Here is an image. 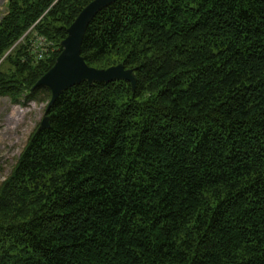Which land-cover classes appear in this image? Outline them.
Instances as JSON below:
<instances>
[{"label":"trees","instance_id":"obj_1","mask_svg":"<svg viewBox=\"0 0 264 264\" xmlns=\"http://www.w3.org/2000/svg\"><path fill=\"white\" fill-rule=\"evenodd\" d=\"M91 1L6 0L0 97L49 102L32 87ZM81 56L135 87L54 101L0 182V264H264V0H116Z\"/></svg>","mask_w":264,"mask_h":264},{"label":"water","instance_id":"obj_2","mask_svg":"<svg viewBox=\"0 0 264 264\" xmlns=\"http://www.w3.org/2000/svg\"><path fill=\"white\" fill-rule=\"evenodd\" d=\"M116 0H92L76 16L67 28V35L60 42L61 51L53 66L45 72L34 84L32 90L37 87H46L51 92V98L46 106L44 117L38 129L49 128L47 112L59 95L68 88L86 82L89 85L95 83H109L125 80L134 89L136 75L133 69L125 68L123 63L98 69L89 66L81 56V45L86 29L91 20L102 9L113 4Z\"/></svg>","mask_w":264,"mask_h":264},{"label":"rangeland","instance_id":"obj_3","mask_svg":"<svg viewBox=\"0 0 264 264\" xmlns=\"http://www.w3.org/2000/svg\"><path fill=\"white\" fill-rule=\"evenodd\" d=\"M5 4L6 0H0V18L5 14ZM47 104L45 94L27 102L0 97V182L9 175L29 136L39 127ZM16 106L24 109L20 117Z\"/></svg>","mask_w":264,"mask_h":264},{"label":"built area","instance_id":"obj_4","mask_svg":"<svg viewBox=\"0 0 264 264\" xmlns=\"http://www.w3.org/2000/svg\"><path fill=\"white\" fill-rule=\"evenodd\" d=\"M52 43L42 36H34L30 48L37 60L42 59L44 54L51 49Z\"/></svg>","mask_w":264,"mask_h":264},{"label":"bare ground","instance_id":"obj_5","mask_svg":"<svg viewBox=\"0 0 264 264\" xmlns=\"http://www.w3.org/2000/svg\"><path fill=\"white\" fill-rule=\"evenodd\" d=\"M23 108H17V106H16V111H17V114H18V116L20 117L21 115H22V112H23Z\"/></svg>","mask_w":264,"mask_h":264}]
</instances>
